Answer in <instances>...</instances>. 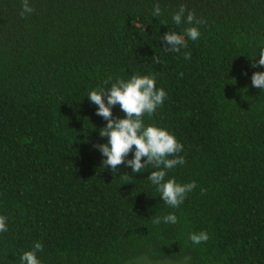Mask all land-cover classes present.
<instances>
[{"label":"trees","instance_id":"16d2710c","mask_svg":"<svg viewBox=\"0 0 264 264\" xmlns=\"http://www.w3.org/2000/svg\"><path fill=\"white\" fill-rule=\"evenodd\" d=\"M182 5L203 21L192 25L201 35L170 52L162 36L190 27L171 20ZM31 6L22 17V0H0V264H20L37 242L42 264H264V91L252 86L264 71L252 67L264 0ZM133 75H155L167 92L144 121L184 145L185 164L166 179L197 187L178 208L147 179L156 169L117 172L96 147L107 121L88 93ZM113 116L124 117L118 105ZM169 213L177 224L154 223ZM202 230L209 240L194 245Z\"/></svg>","mask_w":264,"mask_h":264},{"label":"clouds","instance_id":"9594fccd","mask_svg":"<svg viewBox=\"0 0 264 264\" xmlns=\"http://www.w3.org/2000/svg\"><path fill=\"white\" fill-rule=\"evenodd\" d=\"M33 11L31 0H22L21 16L31 15ZM162 14L159 3H156L153 17L159 18ZM171 20L176 25L186 23L190 27L183 30V35L168 31L162 36V41L169 46L168 51L178 53L182 48H187L185 36L191 41L200 38L199 27L192 25H200L203 21L197 20L195 13L186 6L182 5L173 13ZM256 56H259V60L252 67H264V48ZM185 58H190V54ZM153 62L158 64L160 59L155 56ZM106 84H110V87L92 90L87 95L88 100L98 106L96 115L107 121L106 126L99 130V135L107 138V143L96 145L105 158L103 165L117 172L118 166L125 165L134 174L144 173L143 170L151 166L156 170L151 171L147 179L156 187L164 204L178 208L197 187L194 181L182 184L175 179H166L168 171L185 164L184 157L180 155L184 151V145L167 129L144 121L146 115L151 118L163 106L167 92L163 87H157L155 75H133L127 80L117 78L115 82L109 78ZM252 86L264 91V71L253 74ZM117 105L124 113L123 118L113 116V109ZM130 154L132 158L128 159ZM127 176L126 174L121 178ZM8 219L6 215H0V234L9 231ZM154 223L175 225L178 217L173 213L163 217L156 216ZM189 239L194 245H200L209 240V234L202 230L191 233ZM42 251L43 245L35 243L32 251H25L19 257L20 264H42L37 255Z\"/></svg>","mask_w":264,"mask_h":264}]
</instances>
